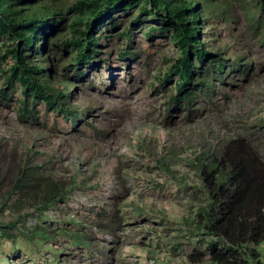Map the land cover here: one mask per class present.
<instances>
[{
	"label": "trees",
	"instance_id": "16d2710c",
	"mask_svg": "<svg viewBox=\"0 0 264 264\" xmlns=\"http://www.w3.org/2000/svg\"><path fill=\"white\" fill-rule=\"evenodd\" d=\"M235 1L246 6L245 25L255 31L253 35L260 29L258 41L264 45V0ZM229 8L227 0H0V99L13 105L21 120L37 119L43 106V121L50 115H61L71 127L81 119L79 123L92 128L88 120H82L86 110H80L73 100L81 89L76 88L79 82L95 86L88 72L96 73L106 66L107 58L101 63L102 48L114 40L123 61L135 58L137 48L150 53L159 46L158 40H163L176 49L173 55H162L164 70L153 82L169 91L167 84L174 79L169 103L190 109L197 98L212 102L220 84L248 75L253 62L260 61L247 50L246 42L234 49L241 35L230 24ZM69 12H74L71 18ZM222 19L225 24L221 28L216 22ZM206 20L211 22L201 26ZM121 22H125L123 28L110 33ZM221 29L226 38H219ZM139 30L147 50L143 45L133 47ZM66 53L68 57L62 59ZM93 130L97 137L104 133L96 127ZM39 167L24 161L1 200L0 216L8 201L15 206L23 192L33 196L28 206L0 219V264H9L20 253L41 264L47 261L42 251L51 253L48 264H63L58 261L62 250L41 247L57 235L70 251L94 248L104 256L103 249L93 242V228L87 226L89 232L82 229L89 213L97 232L115 235L122 226L118 210L102 202L96 208L83 204L75 211L68 209L73 188L101 186L75 178L66 186L39 172ZM197 167L205 201L195 211V223L189 226V234L198 236L196 243L185 242L183 248L188 264H264L259 248L264 243V152L248 134H238L202 157ZM59 200L66 201L67 219L58 218L62 215L58 214L56 221H48L49 209H61ZM51 223L57 227L49 226ZM65 223L69 226L59 225ZM4 237L10 245L4 246Z\"/></svg>",
	"mask_w": 264,
	"mask_h": 264
},
{
	"label": "rangeland",
	"instance_id": "374dc122",
	"mask_svg": "<svg viewBox=\"0 0 264 264\" xmlns=\"http://www.w3.org/2000/svg\"><path fill=\"white\" fill-rule=\"evenodd\" d=\"M227 2L233 18L230 24L241 35L234 49L246 42L247 50L258 55L260 61L253 62L248 75H237L220 84L212 102L197 98L190 109L183 104L169 103L168 97L174 93L170 88L174 79L167 84L169 91L153 82L164 70L162 55H173L176 49L163 40H158L159 46L150 49V53L137 48L135 58L123 61L118 58L114 40L105 43L101 63L107 58L106 66L96 73L88 72V79L95 86L79 82L76 88L81 89L73 100L80 110H86L82 120H88L92 128L79 123L81 119L71 127L61 115H50L43 121V106L37 119L21 120L13 105L0 99V207L15 173L26 161L28 165H40L39 172L66 186L73 178L83 184L101 186L73 188L68 209L75 211L83 204L96 208L102 202L122 216V226L115 235H101L91 223L93 216L85 209L90 218H86L88 223L82 230L89 232L86 227L93 228V242L103 249L104 256L94 248L70 251L57 235L41 247L62 250L58 261L63 264H188L183 248L185 242L196 243L198 236L189 234V226L195 223V211L205 201L197 167L199 161L225 139L238 134H248L264 152V45L258 41L260 29L253 35L255 31L245 25L246 6L235 0ZM73 13L69 12L68 17ZM210 22L206 20L201 26ZM124 24L121 22L110 33H118ZM224 24L223 19L216 22L217 26ZM222 36L226 38L223 29L219 38ZM141 38L139 30L134 34L133 47L143 45L147 50ZM68 55L63 54L62 59ZM93 127L102 129V136L93 134ZM32 197L29 191L23 192L16 207L8 201L0 219L15 215L31 203ZM65 202L59 200L57 205L61 209L46 212L48 221H56L58 214H62L58 218L67 219ZM59 225L69 226L68 223ZM49 226L57 227L54 223ZM4 239V246L10 245V240ZM259 248L260 260L264 263V243ZM50 256L49 251H42L47 261L40 263L48 264ZM9 262L34 264L22 253Z\"/></svg>",
	"mask_w": 264,
	"mask_h": 264
}]
</instances>
